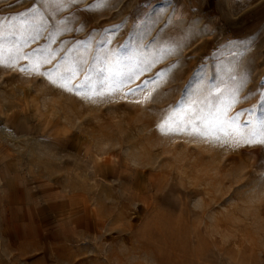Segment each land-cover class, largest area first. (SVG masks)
<instances>
[{"label":"rangeland","instance_id":"374dc122","mask_svg":"<svg viewBox=\"0 0 264 264\" xmlns=\"http://www.w3.org/2000/svg\"><path fill=\"white\" fill-rule=\"evenodd\" d=\"M0 32L9 264H264V147L216 121L243 80L227 115L264 138V0H0ZM53 50L91 99L34 73ZM187 112L207 138L157 130Z\"/></svg>","mask_w":264,"mask_h":264},{"label":"snow or ice","instance_id":"6c2138e0","mask_svg":"<svg viewBox=\"0 0 264 264\" xmlns=\"http://www.w3.org/2000/svg\"><path fill=\"white\" fill-rule=\"evenodd\" d=\"M55 3L57 4V10H59V5L61 3L71 4V3H75V0H55ZM81 23L86 24L87 21L84 20ZM15 35H16L15 32H10V33L0 32V41H4V40H8V39H15ZM17 51H19V49H17ZM33 51H35V50H33ZM54 55H55V53L53 50V52L48 53L43 58H41L39 56L35 57V63L33 64L34 73H38L39 75L45 77L48 80L50 85L58 88L59 90H61L63 92L73 94L77 97H80L81 99H85V98L91 99V96L87 95V93L85 94V96H81L79 84L71 83L72 79L76 75L75 69H66L63 73H57L55 78H53L48 73L50 71H52L53 69L58 68L59 67L58 64H53V69H45L43 72L38 71L41 63L52 64V60H50L48 58V56H54ZM112 55H113V53H106L104 56V62L109 64V65L111 63H113V61L111 60ZM20 58L24 59L27 62L30 58V53H22ZM98 59H99V57H98ZM84 63H86V61L83 58H81V61H80L81 66ZM115 63H119V61L117 60V61H115ZM21 67H22V69L24 67H27V63L25 65H22ZM85 71L87 72L88 69H85ZM108 71L109 72L112 71L111 67L108 68ZM85 79H88V77L85 76ZM129 79H131V78L129 77ZM262 79H264V78H262ZM58 80L61 82L57 83ZM106 80H107V78H105V81H101L102 87L106 83ZM242 84H243V80H241V84L237 87V89H235L232 92L231 98L224 104V106L222 108L217 109L216 121H217V123H219L221 125H227L229 128H231L233 130V132L235 133L233 139H235V143L238 147L240 146L241 141L243 142L244 146L256 145V146L264 147V138H261L260 140H253V139L245 138L243 136V133L239 132V130L237 128L236 117L227 115L228 109L232 106L233 103L236 102V93L239 91V88L242 87ZM139 89H140L139 85H137L135 88H128L127 92L124 93V95L127 96L129 94H134ZM113 90H115V89H113ZM95 94L100 95V96L105 95V93H103V92H96ZM209 94H211V93H209ZM150 98H151V93H148L147 95L144 96V100H136L133 102L136 104H140V103H143L144 101H146ZM245 99H247V97H245ZM181 111H183V109ZM240 114L241 113L238 112L236 115L238 116ZM200 119H201V117L197 116V117H195V120H193L191 118L190 112L185 113L176 122H173L171 117H166L160 123L157 124V130L162 135L167 136L170 134L184 133L186 131V129L190 127L191 128V131L189 133L190 135H199L202 138H207L205 133L201 132L200 129L196 126V121H199ZM255 127L260 128L261 131L259 134L261 135V137H264V118L258 119V123H257V125L254 126V128ZM253 134H255V132H253ZM261 182H264V173H260L255 177L254 184H255V186H258ZM243 186L247 187L248 185L245 184Z\"/></svg>","mask_w":264,"mask_h":264},{"label":"crops","instance_id":"0c3cea01","mask_svg":"<svg viewBox=\"0 0 264 264\" xmlns=\"http://www.w3.org/2000/svg\"><path fill=\"white\" fill-rule=\"evenodd\" d=\"M1 156H2V152H0V158L2 159ZM0 167H2L1 164H0ZM0 179L3 181V183L0 184V203H8V200H6L5 198L7 195V191L4 192L2 190L3 189L7 190L11 188L13 185H10L9 178L6 176L5 177L1 176ZM4 238L5 236L1 234L0 235V264H9V261H8L9 248L7 245L3 244V240H5ZM3 252H5V256L3 255Z\"/></svg>","mask_w":264,"mask_h":264}]
</instances>
